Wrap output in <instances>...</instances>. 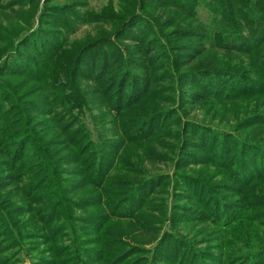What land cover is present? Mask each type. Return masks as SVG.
<instances>
[{
	"label": "trees",
	"instance_id": "trees-1",
	"mask_svg": "<svg viewBox=\"0 0 264 264\" xmlns=\"http://www.w3.org/2000/svg\"><path fill=\"white\" fill-rule=\"evenodd\" d=\"M91 1L0 0V264H264V0Z\"/></svg>",
	"mask_w": 264,
	"mask_h": 264
},
{
	"label": "rangeland",
	"instance_id": "rangeland-1",
	"mask_svg": "<svg viewBox=\"0 0 264 264\" xmlns=\"http://www.w3.org/2000/svg\"><path fill=\"white\" fill-rule=\"evenodd\" d=\"M116 1H118V0H115V2H114V6H115V8L116 9H118L119 8V6H118V3L116 2ZM102 3H105V1H100V0H92L91 1V4L92 5H94L95 7H97V9H99L98 7H100V6H102ZM90 30V26H88V27H86V26H81L78 30H77V32L74 34V36H76L75 38H80V37H83L84 36V33H85V30ZM251 101H248V103H250ZM233 105L234 104H230L229 105V108L227 109V111H226V114L228 115L230 112H231V109H232V107H233ZM231 123L233 124V120H231ZM90 125H91V123H90ZM155 170L156 171H160V172H167V171H170V169H171V165L170 164H168V163H161V164H159V165H155ZM117 224H119V225H123L124 224V222L122 223L121 221L120 222H117ZM27 264V263H26Z\"/></svg>",
	"mask_w": 264,
	"mask_h": 264
}]
</instances>
